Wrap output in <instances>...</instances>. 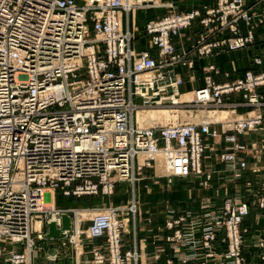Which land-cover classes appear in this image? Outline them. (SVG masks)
Wrapping results in <instances>:
<instances>
[{
  "label": "built area",
  "instance_id": "1",
  "mask_svg": "<svg viewBox=\"0 0 264 264\" xmlns=\"http://www.w3.org/2000/svg\"><path fill=\"white\" fill-rule=\"evenodd\" d=\"M157 1L85 0L81 5L76 0H0V264L31 263L32 236L38 232V239H43L36 223H49L52 218V212L44 209L47 195L53 199L58 190L65 196L99 194L100 190L112 194L119 180L136 185L144 169L158 171L159 153L167 173L157 177L169 182L190 178L206 187L212 173L204 168V158L209 140L218 136L213 126L221 124L224 134L234 133L226 140L236 144L237 133L254 131L264 123L262 113L233 117L241 105L228 102L232 95L244 92L249 104L261 107L255 90L264 86V75L248 72L244 79L216 84L210 76L215 67L209 66L206 86L192 91L190 100L182 99L184 79L176 67L188 64L192 68L193 51L179 54L171 38L190 26L199 12L150 22L147 30L158 57L133 49L131 15L159 8ZM221 1L224 8L229 0ZM242 5L243 0H235L227 10L234 16L230 29L235 33L238 20L252 19ZM204 23L210 26L209 20ZM249 41L237 38L202 44L199 55L224 46L237 50ZM157 107L170 108L176 119L163 127L138 122V109ZM201 112H226L227 116L215 121L200 116ZM143 155L148 156L141 162ZM222 161L234 167L235 179L249 168L235 153L222 154ZM94 179L99 183H92ZM77 182L83 185L71 191ZM130 204L100 210L88 230L77 240L70 236V242L78 247L82 235L88 241L103 239L104 247L93 250V264L137 261V253L123 257L121 252L126 233L122 217L127 212L136 215V193ZM75 211L58 209L57 226H62V214L72 218L74 213L76 219ZM249 212L247 204L240 205L228 224L238 255L241 225ZM172 223L171 217L168 225ZM17 245L25 250H14ZM10 246L13 249L8 251Z\"/></svg>",
  "mask_w": 264,
  "mask_h": 264
},
{
  "label": "rangeland",
  "instance_id": "2",
  "mask_svg": "<svg viewBox=\"0 0 264 264\" xmlns=\"http://www.w3.org/2000/svg\"><path fill=\"white\" fill-rule=\"evenodd\" d=\"M76 1L81 5L85 3V0ZM234 1L229 0L223 8L221 0H213L211 4L182 12L178 11L171 2L158 0V4L162 6L153 8L157 10H138L134 15H131V18L137 15L135 26L133 19L130 22L135 36L133 44L143 51L133 49L137 52H148L155 58L158 57L159 50L152 46L153 36L147 30L150 22L158 21L168 15L199 12L200 15L192 21L190 26L180 30L179 35L171 38V42L179 54L184 50L189 53L193 51L191 56H193L194 65L192 68L188 64H180L176 67V72L182 75L184 85L186 84L188 88L183 93L195 91L196 89L193 87L206 86L205 79L209 75L207 72L209 66L215 67L216 71H212L210 76L213 77L216 84L244 79L248 72H252L255 76L264 75V0H243L242 9L248 11L252 19L250 22L244 19L238 20L237 33L230 29L234 16L228 14L227 11ZM223 11L227 12V16ZM124 19L126 25L127 17L125 16ZM206 20L210 22L209 27L204 23ZM224 21L226 27L223 26ZM251 32L253 33L252 39ZM237 38H249L250 41L244 48L237 50H231L228 46H224L212 48L209 55L202 57L199 55L202 44L213 45L223 40L229 41ZM237 51H242V54L236 57L234 52ZM223 54L225 55L224 62L221 61ZM205 59H210L211 63L208 66H203ZM186 61H189L187 57ZM185 73L189 75L186 80L183 76ZM256 89L255 94L258 95L261 107L249 104L248 99L244 97V92L236 93L228 100L231 104L241 105L233 117L245 119L258 113L264 115V86H259ZM137 102L139 103V101ZM158 125L159 127L165 126ZM213 128L217 130L218 136L209 140L210 149L206 151L204 158V168L212 173V181L208 186L204 187L201 183L190 178L173 179L172 182H169L167 178L157 177L160 174L154 168L144 169L137 176L140 179L135 188L138 202L137 213L134 215L132 212H127L122 217L126 223L122 256L126 257L128 253L138 254V260L135 261L134 258H131L128 264H141L142 253L137 250L136 245L141 246L142 242L146 249L157 250V254L153 257L157 261L156 264H264V248L261 247L262 242L264 243V208L261 207L262 199H264V123L254 131L237 133L236 144L226 140L228 134L234 133L224 134L221 124H215ZM236 146L244 147L246 150L240 148L237 150L234 148ZM226 153H235L237 159L245 161L250 170L247 169L241 178L235 179L234 167L222 161V154ZM253 170H257V172L254 173ZM92 183L98 184L99 181L94 179ZM247 183H251V186H248ZM80 185L83 183L77 182L70 187V190L75 191ZM133 192L134 188L131 182L120 180L115 184L112 194H103L100 190L99 194L65 196L61 190H58L55 192L54 201L51 195L46 196L44 209H52L53 206H56L66 210H76L75 213L79 211L80 214L88 216L87 219L86 216L82 217L78 222L77 214L75 219V214L72 213L74 221L72 222L79 224V232L75 238L77 240V236L81 232L87 231L92 225L93 217L90 216V212L86 211L94 210L91 212L93 215L100 212L98 210L109 207L129 208ZM158 202L164 204L161 207H168L161 222L151 216L154 214V208L158 206ZM243 204L248 205L250 214L241 225V235H243L241 251L238 255L234 253L235 239L229 236L228 224L233 213ZM171 217L172 227L168 225ZM175 221H179V224H174ZM42 222L41 235L43 239H38V232L32 236L35 242L34 264L44 263L48 244L52 247L57 245L59 240L51 241L47 238L48 223ZM222 223H224L223 227ZM136 225L138 226L137 238L135 236ZM134 227L135 231H133ZM74 232L75 230L70 236H75ZM125 238L128 243L126 247ZM85 241L88 240L85 235H82L81 245L78 247L72 245L76 251L79 249L81 251ZM104 244L105 241L103 245L94 249L101 250ZM12 249L13 247L8 248V251ZM94 249L90 252L91 264L94 263ZM14 250L23 252L25 247L17 245Z\"/></svg>",
  "mask_w": 264,
  "mask_h": 264
},
{
  "label": "crops",
  "instance_id": "3",
  "mask_svg": "<svg viewBox=\"0 0 264 264\" xmlns=\"http://www.w3.org/2000/svg\"><path fill=\"white\" fill-rule=\"evenodd\" d=\"M166 1H169V2H171V4L175 5V7L178 11L183 12V11H190V10H193L195 8H199V7L206 5V4H211V2L213 0H166ZM153 10H157V9H152V11ZM142 12H147V11H142ZM136 17H137V15L134 18H131V19H133V23H134L133 25L134 26L136 23ZM131 27H132V24H131ZM178 43H180V42L178 41ZM178 45H180V44H178ZM133 48L137 51H143V49L141 50L140 48H137V46L134 44H133ZM234 54H235L234 56H236V57L240 56L242 54V51L234 52ZM221 56H222L221 61L224 62V56L225 55L223 54ZM203 63H204L203 66H206V65L208 66L211 62H210V59H205L203 61ZM223 68L226 69L225 66H223ZM183 76H184L185 80L187 79V77H189V75H187V73H185ZM198 88H200V87H197V88L193 87V89H198ZM182 89H183V92L188 89L186 87V84L183 86ZM178 204L179 203H177V205ZM163 205L164 204L158 202V206L154 208V212H153L154 214L153 215L151 214V216H153L159 222L163 221V218L165 217V214L167 212L166 209H168V207H166V206L161 207ZM177 205H176V207H177ZM55 209L58 210V209H63V208L55 206ZM67 210H69V209H67ZM133 231H135V227H134ZM137 232H138V226L136 225V235L134 233L136 238L138 236ZM69 237H70V235L69 236H63L62 238H60L57 241L58 244L53 245L52 247L48 244V251H47V254L45 255V262L41 263V264H91L90 263V257H91L90 252H91V250L94 248H98V246H101L104 243L103 239H96L93 241H85L83 243L81 251H80V249L76 251L75 247L70 242ZM126 239L127 238H125V247L128 244L126 242ZM136 246H137V250L141 251V253H142L141 254V264H156L157 263V261L153 258L157 254L156 249H154V248L146 249L143 242H142L141 246H139V244H137ZM129 247L131 248V246H129ZM133 249H135V248H133ZM54 257H55V259H54ZM31 264H34L33 260H32Z\"/></svg>",
  "mask_w": 264,
  "mask_h": 264
},
{
  "label": "bare ground",
  "instance_id": "4",
  "mask_svg": "<svg viewBox=\"0 0 264 264\" xmlns=\"http://www.w3.org/2000/svg\"><path fill=\"white\" fill-rule=\"evenodd\" d=\"M192 95L193 94L191 92H185V94L183 95L182 99H184V100H190L192 98ZM179 114H182V116L184 118L187 117V116H185V113H179ZM199 114H200V116H206V117H209V118H211V119H213L215 121H221V120H223L227 116V113L226 112H223V113H221V112L220 113H206V112H201ZM175 115H176V113L172 112L170 109H167L166 107H157V108H152V109H145V108H143V109H138V111H137V120H138V122L140 124L145 125V126H150L152 124L167 125L169 122H171L172 120L176 119V116ZM188 118H190V117H188ZM147 156L148 155L141 156V158H140L141 162L143 160H145V158ZM156 158L158 160V163H157L158 173L160 175L161 174H166L167 173V169H166V167L161 162L163 160V154L159 153ZM133 188H134V192L133 193L135 194L136 193V190H135L136 185L135 184H133ZM53 200H54V197H53ZM44 204H45V200H44ZM53 205H54V202H53ZM45 210L52 212V218H51V221L49 223H51L53 221L59 222V218L56 215L57 209H55V206H53L52 209H45ZM92 211H94V210H92ZM92 211L90 210V211H86V212H90L89 213L90 216L91 217H94L96 213L92 215L91 214ZM98 211H100V210H98ZM76 214H77V217L79 219L78 222H80V220H81L82 217L84 218L86 216L85 214H80L79 211L76 212ZM87 217L88 216H86L85 218L87 219ZM72 221H73V219L71 218V230H65L63 232L61 238L64 236L65 233L70 235L74 230H75V232H74L75 233V236L74 237H76V234H78V232H79V224H78V222L76 224V223H73L74 221L73 222ZM41 228H42V222L40 223V221H38L36 223V229L37 230H41ZM32 252H34V251L31 248H28V254L31 257V263H32V260H33V253Z\"/></svg>",
  "mask_w": 264,
  "mask_h": 264
},
{
  "label": "water",
  "instance_id": "5",
  "mask_svg": "<svg viewBox=\"0 0 264 264\" xmlns=\"http://www.w3.org/2000/svg\"><path fill=\"white\" fill-rule=\"evenodd\" d=\"M62 226L59 228L57 222L53 221L47 224V238L51 241H55L61 238L65 230H71V217L68 214L61 215Z\"/></svg>",
  "mask_w": 264,
  "mask_h": 264
}]
</instances>
